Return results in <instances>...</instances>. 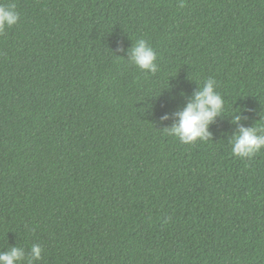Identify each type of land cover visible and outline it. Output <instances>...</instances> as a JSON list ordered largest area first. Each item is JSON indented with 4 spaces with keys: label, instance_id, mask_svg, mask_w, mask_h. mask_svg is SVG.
Masks as SVG:
<instances>
[{
    "label": "trees",
    "instance_id": "1",
    "mask_svg": "<svg viewBox=\"0 0 264 264\" xmlns=\"http://www.w3.org/2000/svg\"><path fill=\"white\" fill-rule=\"evenodd\" d=\"M0 252L35 264H264V0H0ZM137 39L158 71L131 63ZM210 139L163 129L206 79ZM239 112V113H238ZM238 113L240 125L232 122ZM167 117V119H162Z\"/></svg>",
    "mask_w": 264,
    "mask_h": 264
},
{
    "label": "clouds",
    "instance_id": "2",
    "mask_svg": "<svg viewBox=\"0 0 264 264\" xmlns=\"http://www.w3.org/2000/svg\"><path fill=\"white\" fill-rule=\"evenodd\" d=\"M184 6V0H178L177 7ZM19 21L20 13L14 2L0 3V32L14 27ZM130 57L131 63L142 71L153 74L158 71L156 52L146 40H136L130 50ZM216 86L214 79H206L203 86H198L199 90L194 93L186 107L175 114L176 121L170 127L164 128L163 132L185 145L210 139V126L225 111L224 99L216 91ZM238 113L233 116L232 122L240 125L241 117ZM262 119L264 117L261 116ZM229 144L234 156L250 160L264 150V127L241 125ZM42 253L43 248L39 244H33L27 253L23 248L14 246L6 252H0V264H35L42 259Z\"/></svg>",
    "mask_w": 264,
    "mask_h": 264
}]
</instances>
